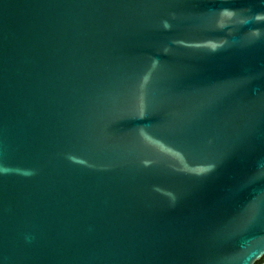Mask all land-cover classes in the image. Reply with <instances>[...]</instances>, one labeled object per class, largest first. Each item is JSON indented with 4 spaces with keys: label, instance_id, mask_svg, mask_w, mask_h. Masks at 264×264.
<instances>
[{
    "label": "water",
    "instance_id": "1",
    "mask_svg": "<svg viewBox=\"0 0 264 264\" xmlns=\"http://www.w3.org/2000/svg\"><path fill=\"white\" fill-rule=\"evenodd\" d=\"M263 255L264 0H0V264Z\"/></svg>",
    "mask_w": 264,
    "mask_h": 264
},
{
    "label": "trees",
    "instance_id": "2",
    "mask_svg": "<svg viewBox=\"0 0 264 264\" xmlns=\"http://www.w3.org/2000/svg\"><path fill=\"white\" fill-rule=\"evenodd\" d=\"M263 258H264V255L259 260H256L253 264H258Z\"/></svg>",
    "mask_w": 264,
    "mask_h": 264
}]
</instances>
